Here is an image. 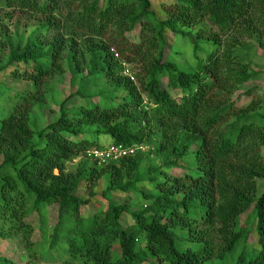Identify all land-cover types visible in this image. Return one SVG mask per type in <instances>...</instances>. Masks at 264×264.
Returning <instances> with one entry per match:
<instances>
[{
    "label": "trees",
    "instance_id": "obj_1",
    "mask_svg": "<svg viewBox=\"0 0 264 264\" xmlns=\"http://www.w3.org/2000/svg\"><path fill=\"white\" fill-rule=\"evenodd\" d=\"M259 51L264 0H0V248L264 264Z\"/></svg>",
    "mask_w": 264,
    "mask_h": 264
},
{
    "label": "rangeland",
    "instance_id": "obj_2",
    "mask_svg": "<svg viewBox=\"0 0 264 264\" xmlns=\"http://www.w3.org/2000/svg\"><path fill=\"white\" fill-rule=\"evenodd\" d=\"M262 52L259 51L260 58L256 59L259 62H263V57L261 56ZM172 59L175 60L179 65H183L185 68H189L193 65L195 62L194 56H193V49L192 44L189 40H185L182 37H178L176 39L175 45H174V51L171 55ZM263 80H257L256 82H252L249 85H247L248 88H252L254 86H259L262 84ZM22 86V85H20ZM264 93V90L261 92ZM108 138H102V143L105 145ZM86 159V157H85ZM77 161V160H76ZM92 161V160H90ZM96 207L94 205H91L84 209V214H90L95 211ZM49 211V218L50 222L54 224L57 221V214L55 209H48ZM28 222V219H26ZM122 222L125 226L132 225V220L129 216L124 215ZM32 226L36 229L39 226V218L34 220L32 222ZM23 245L21 244V241L17 239H10L8 242L5 243V245L0 248V254L6 256L13 262H16L18 264H68L66 260H52L49 258V252L47 250V247L42 248V250L39 253L34 254V258H29L27 254L23 251ZM59 256V255H58ZM59 258V257H58ZM68 260V259H67Z\"/></svg>",
    "mask_w": 264,
    "mask_h": 264
},
{
    "label": "built area",
    "instance_id": "obj_3",
    "mask_svg": "<svg viewBox=\"0 0 264 264\" xmlns=\"http://www.w3.org/2000/svg\"><path fill=\"white\" fill-rule=\"evenodd\" d=\"M129 152H132L133 150H120L115 148V147H112L110 148V150L106 151V152H98V151H94L95 155L98 156V157H101V158H108L109 156H114L115 155H126L127 153Z\"/></svg>",
    "mask_w": 264,
    "mask_h": 264
}]
</instances>
